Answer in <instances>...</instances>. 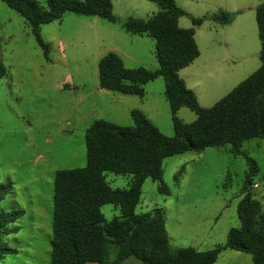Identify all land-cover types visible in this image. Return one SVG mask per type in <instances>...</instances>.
Masks as SVG:
<instances>
[{"label":"rangeland","instance_id":"1","mask_svg":"<svg viewBox=\"0 0 264 264\" xmlns=\"http://www.w3.org/2000/svg\"><path fill=\"white\" fill-rule=\"evenodd\" d=\"M262 1L174 0L187 13L178 20L180 28H192V17L207 18L196 28L199 58L179 73L201 107L213 106L259 68L254 9ZM37 2L47 8L46 0ZM111 2L113 23L67 12L40 26L45 54L26 21L0 0V63L6 71L0 78V184L12 186L0 201V212H24L9 225L16 231L0 236V245L15 250L0 264H50L54 173L85 167L84 135L93 121L132 126L128 111L143 110L163 135L174 134L162 78L144 86L143 98L99 89L98 61L109 52L118 54L126 69L158 67L154 40L127 33L122 24L129 18L148 20L159 7L147 0ZM221 10L234 14L232 23L218 25L209 19ZM118 96L126 100L113 103ZM176 116L184 123L196 119L186 107ZM228 148L165 159L162 179L168 194L150 179L143 182L135 213L163 210L172 249H213L225 242L229 229L239 226L237 205L247 166ZM242 150L259 167L250 192L264 207V139H250ZM104 175L113 189L128 188L130 176ZM100 213L110 221L120 216V208L105 204ZM124 264L140 261L132 258ZM215 264H251V257L226 250Z\"/></svg>","mask_w":264,"mask_h":264},{"label":"trees","instance_id":"2","mask_svg":"<svg viewBox=\"0 0 264 264\" xmlns=\"http://www.w3.org/2000/svg\"><path fill=\"white\" fill-rule=\"evenodd\" d=\"M29 25L39 47L47 53L40 37V26L60 20L64 13L97 16L115 22L111 0H46L47 8L37 0H2ZM159 11L148 20L129 18L122 28L130 34L154 40L158 67L126 69L118 54L109 52L98 61V86L101 90L143 98L144 86L158 78L164 81L173 136L163 135L139 110H132V126H119L95 120L85 130L86 165L58 170L54 175L51 219L50 264H124L136 259L140 264H214L226 251L251 257V264H264V207L253 198L250 187L260 172L257 162L243 152L250 139H264V1L255 9L260 43L259 68L238 83L213 106L201 107L178 72L199 56L194 29L207 19L191 18L192 28L178 25L187 13L174 0H147ZM218 25L232 23L234 14L219 11L209 17ZM6 71L0 63V78ZM181 107L196 116L191 123L177 118ZM228 146L234 157L242 156L247 166L242 197L237 205L239 226L228 230L223 244L213 249H172L165 228L163 210L136 214L141 186L146 179L168 194L163 182V161L185 152ZM105 172L130 176L126 189H113ZM12 189L0 184V201ZM111 204L120 208V216L106 221L100 207ZM22 210L0 212V236L14 233L9 225L22 217ZM15 253L0 245V261Z\"/></svg>","mask_w":264,"mask_h":264},{"label":"crops","instance_id":"3","mask_svg":"<svg viewBox=\"0 0 264 264\" xmlns=\"http://www.w3.org/2000/svg\"><path fill=\"white\" fill-rule=\"evenodd\" d=\"M112 6H113V5H112ZM196 28H197V27H196ZM196 28L194 29V32H195V34H194L195 42H196V31H197ZM196 44H197V43H196ZM197 47H198V46H197ZM199 56H200V53H199ZM199 56H198V58H199ZM198 58H197V59H198ZM197 59H195V60H197ZM195 60H194V61H195ZM194 61H193V62H194ZM193 62H192V63H193ZM192 63H191V64H192ZM191 64H190V65H191ZM190 65H189V66H190ZM189 66H187V67H189ZM187 67H186V68H187ZM184 69H185V68H184ZM181 70H183V69H181ZM181 70H180V71H181ZM180 71L178 72L179 78H180V74H179ZM180 79H181V78H180ZM182 80H183V79H182ZM183 82L185 83L184 80H183ZM185 86H186V84H185ZM99 89H100V88H99ZM100 90H101V89H100ZM195 96H196V95H195ZM196 98H197V97H196ZM116 99H117V100H116ZM112 100H113V101H112L113 103H115V101H116L117 103H121V104H122L123 101H125L126 99H124L123 97L118 96L117 98L112 99ZM114 100H115V101H114ZM123 108H125V107H123ZM133 110H134V109H133ZM130 111H132V110L130 109L128 112H130ZM139 111H140V110H139ZM141 112L143 113L144 111L142 110ZM143 114H144V113H143ZM144 115H145V114H144ZM145 116H146V115H145ZM146 117H147V116H146ZM147 118L149 119V117H147ZM101 120H103V119H101ZM149 120H150V119H149ZM113 124H114V123H113ZM116 125H117V124H116ZM54 174H55V173H54ZM46 211H48V209L44 208V209H43V212H46ZM23 213H24V212H23ZM167 234H168V233H167ZM215 263H216V262H215ZM215 263H214V264H215Z\"/></svg>","mask_w":264,"mask_h":264},{"label":"built area","instance_id":"4","mask_svg":"<svg viewBox=\"0 0 264 264\" xmlns=\"http://www.w3.org/2000/svg\"><path fill=\"white\" fill-rule=\"evenodd\" d=\"M254 187H257V185L255 184Z\"/></svg>","mask_w":264,"mask_h":264}]
</instances>
